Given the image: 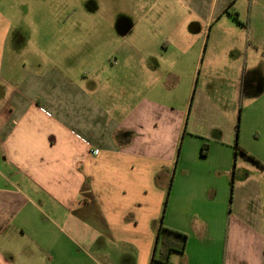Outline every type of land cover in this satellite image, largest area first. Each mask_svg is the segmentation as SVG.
I'll use <instances>...</instances> for the list:
<instances>
[{
  "label": "crops",
  "instance_id": "obj_1",
  "mask_svg": "<svg viewBox=\"0 0 264 264\" xmlns=\"http://www.w3.org/2000/svg\"><path fill=\"white\" fill-rule=\"evenodd\" d=\"M148 1L144 32L163 35L160 51L208 36L214 56L235 33L230 49L247 50L245 64L232 66L239 82L253 71L250 48L264 51V0ZM78 31L72 46L82 51L93 38L83 28L65 33ZM117 33L97 32L110 43L83 71L24 62L20 84L0 91V264H48L51 256L52 264H77L73 253L81 264H151L161 225L188 235L172 264H264L260 150L213 129L218 139L204 138L200 157L202 134L195 118L186 133L191 115L186 127L180 91L187 61L154 64L145 41L127 44L124 55L111 42Z\"/></svg>",
  "mask_w": 264,
  "mask_h": 264
},
{
  "label": "rangeland",
  "instance_id": "obj_2",
  "mask_svg": "<svg viewBox=\"0 0 264 264\" xmlns=\"http://www.w3.org/2000/svg\"><path fill=\"white\" fill-rule=\"evenodd\" d=\"M150 9L148 0H0V59L7 80L0 81V91L3 90L5 96L6 90L11 92L20 84V69L23 70L24 62L30 67L33 60H55L75 73L83 71L91 57L99 56L101 45L110 43L109 40L98 39L97 32L104 28L115 29L118 33L111 42H118V52L124 55L127 44L145 41L151 45H147L143 51L154 64L162 60L170 63L180 58L187 61L179 90L183 91L182 100L187 105L183 106L186 127L191 115L186 133L193 130L192 121L195 118L198 133L202 134L200 157L208 154L209 145L205 139H218L213 129H219L225 134V140L234 135L235 139L239 138L240 146L243 143L250 149L251 146L257 147L264 160V93L260 96L256 92L258 89L264 92V51L250 48L248 59L249 65L253 64V71L249 70L245 77L241 72L239 82L234 78L232 66L236 62L245 64L247 50L245 46L230 49L231 43L239 38L235 33L225 37L229 48L216 50L214 56L211 55L212 46L206 44L210 39L208 36L204 42L195 44L194 48L185 45L183 49L160 51L154 45L163 35L144 32L145 12ZM71 28L89 30V36L93 38H89L90 45L82 47V51L73 47L74 37H79L80 31L70 34V39L65 31ZM192 37L195 38V35H185L186 39ZM214 37L215 34L211 36V41ZM248 37L250 34L247 30L243 35V44ZM210 57L217 61L215 66L209 68ZM153 74L152 80H159L160 76L155 72ZM256 78L259 80L258 86L253 85ZM198 105L199 116L195 113ZM261 164L264 166L263 162ZM262 198L264 201V189ZM232 199L230 188L228 210ZM73 249L79 251V246L74 245ZM72 255L74 263L81 264L83 258L77 253ZM52 258L47 259L48 264L53 263Z\"/></svg>",
  "mask_w": 264,
  "mask_h": 264
},
{
  "label": "trees",
  "instance_id": "obj_3",
  "mask_svg": "<svg viewBox=\"0 0 264 264\" xmlns=\"http://www.w3.org/2000/svg\"><path fill=\"white\" fill-rule=\"evenodd\" d=\"M240 150L247 154L245 150ZM187 244V234L161 225L151 264H172L171 256L174 253H184Z\"/></svg>",
  "mask_w": 264,
  "mask_h": 264
},
{
  "label": "built area",
  "instance_id": "obj_4",
  "mask_svg": "<svg viewBox=\"0 0 264 264\" xmlns=\"http://www.w3.org/2000/svg\"><path fill=\"white\" fill-rule=\"evenodd\" d=\"M95 153L97 154V153H98V151H95Z\"/></svg>",
  "mask_w": 264,
  "mask_h": 264
}]
</instances>
